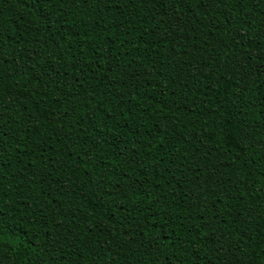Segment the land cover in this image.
Masks as SVG:
<instances>
[{
    "label": "trees",
    "instance_id": "trees-1",
    "mask_svg": "<svg viewBox=\"0 0 264 264\" xmlns=\"http://www.w3.org/2000/svg\"><path fill=\"white\" fill-rule=\"evenodd\" d=\"M0 264H264V0H0Z\"/></svg>",
    "mask_w": 264,
    "mask_h": 264
},
{
    "label": "snow or ice",
    "instance_id": "snow-or-ice-1",
    "mask_svg": "<svg viewBox=\"0 0 264 264\" xmlns=\"http://www.w3.org/2000/svg\"><path fill=\"white\" fill-rule=\"evenodd\" d=\"M33 6H38L41 3V0H31ZM81 3H88V0H80Z\"/></svg>",
    "mask_w": 264,
    "mask_h": 264
}]
</instances>
